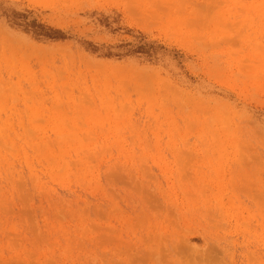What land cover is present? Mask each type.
I'll return each mask as SVG.
<instances>
[{
    "label": "rangeland",
    "instance_id": "obj_1",
    "mask_svg": "<svg viewBox=\"0 0 264 264\" xmlns=\"http://www.w3.org/2000/svg\"><path fill=\"white\" fill-rule=\"evenodd\" d=\"M0 264H264V0H0Z\"/></svg>",
    "mask_w": 264,
    "mask_h": 264
}]
</instances>
